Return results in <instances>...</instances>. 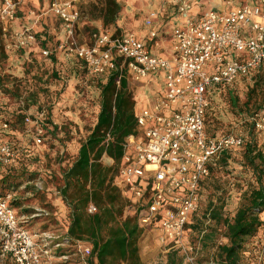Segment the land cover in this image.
Segmentation results:
<instances>
[{
	"label": "built area",
	"instance_id": "built-area-1",
	"mask_svg": "<svg viewBox=\"0 0 264 264\" xmlns=\"http://www.w3.org/2000/svg\"><path fill=\"white\" fill-rule=\"evenodd\" d=\"M27 1L0 0L6 52L19 51L37 42L36 16L22 28L10 29V23L18 19L19 8ZM80 2L47 0L42 13L60 22L65 33L61 46L74 51L89 73H117V83L126 73L139 81L155 73L163 74L162 89L153 101L135 110L136 132L123 143L113 184L121 191L126 206L135 211L141 227L158 228L157 238L163 251L175 249L186 264H193L205 229L193 241L189 225L200 207L201 184L210 175L208 164L218 152L244 143L241 135L212 136L206 132L208 91L215 85L233 84L264 65V0L241 2L222 11L209 7L197 12L194 0H173L180 21L171 30L175 56L170 58L151 52L134 31L116 35L112 29H100L90 33L87 43H78L74 36L83 15ZM156 16L157 12L152 11L144 20L153 38L157 35ZM42 53L48 55L49 50L43 49ZM19 103L22 107L23 102ZM46 119L44 108L24 116L26 132L34 145L46 142ZM252 122L264 152V109L253 116ZM10 124L0 119L2 167L16 165L24 148L11 137L2 136L11 131ZM12 196V192L0 194V263L8 258L12 264H51L53 251L46 242L50 236L27 228L28 219L36 213L21 214L11 206ZM86 211L92 214L97 208L89 203ZM204 220L205 224L211 221L209 212ZM60 243L63 244L56 241L55 246ZM77 246L83 255L90 254V246Z\"/></svg>",
	"mask_w": 264,
	"mask_h": 264
},
{
	"label": "rangeland",
	"instance_id": "rangeland-1",
	"mask_svg": "<svg viewBox=\"0 0 264 264\" xmlns=\"http://www.w3.org/2000/svg\"><path fill=\"white\" fill-rule=\"evenodd\" d=\"M97 1L98 0H81L83 15L78 27L79 30L77 29V33L74 36L78 43H83L84 41L88 42L89 36H87V33L90 34L93 29H112L113 27H118L128 31H144V18H146L150 12H158L165 7H169L172 3L174 4L173 0H118L122 5V9L118 14L115 25L103 27L100 19L92 16L90 14L91 11H89V4L91 2L96 3ZM198 1L201 10L212 7L211 1L213 0ZM26 8L23 15L29 16L30 19L35 16L36 18L38 17L34 29L37 33H41V35L44 32L43 35L45 34L47 37V45L51 47V49L54 48V52L61 50L62 53L64 52L63 56L66 57V59L74 55V51H66L65 47L61 46V43L65 39V33L62 27L57 23L56 17L43 15L42 12L44 9L42 7L39 8L38 3L35 5L31 1H27ZM168 20L169 19H167V21ZM0 43L3 45L4 52V40L2 39ZM1 52L2 50L0 49V53ZM16 52L17 51H9L8 54L4 53L5 59H1L0 55V72L15 74L13 71L20 69L23 71V74L21 73L22 76L19 75L17 77H23V80L24 78L26 80L27 75H30L31 72H28L27 68L23 69L21 67L23 58L17 55L18 53ZM73 58L74 56L72 59ZM68 63L69 65L65 69V72H61L60 68L56 70L54 66H48L40 70L41 72L48 71L47 74L49 75L47 77L51 74V76L57 77L60 81L63 80V84L59 81L50 84L48 83L49 80H47L46 83L39 85L33 81L24 80L18 92L15 93L14 85L17 82L12 83L13 80L9 79L12 87L8 85V90L1 91L3 94H8L6 97H10L12 101L20 97L19 100L23 102V115L34 108H44L51 113L52 107L58 106L65 109V119L67 117L69 123H73V125L76 126L71 128L66 123L65 127L52 130L51 133H48L49 137L46 139L44 145L31 147L35 156H32L33 154L30 156L21 155L19 164L15 166V170L11 172L10 179H8L20 184L8 191L5 190V194L12 192L13 196L11 200L14 198L22 200V205L17 207L21 214L23 213L22 210L25 208L32 207L34 209V213L36 214L28 219L26 226L34 233L45 232V235L50 236V238H46V242L49 244L48 247L51 248V251H53L51 252L53 253L51 264H87L89 255H83L78 250L79 247L77 245H65L64 243H60L55 246L56 241L52 242L53 239L65 233V221L68 219L70 213L69 205L61 194L63 171L73 162V157L78 150L79 142L84 140L95 123L100 103L99 89L97 87L99 83L98 76L89 73L80 62H74V67L70 61H68ZM52 68L54 70L53 73L50 72ZM40 75V78L44 77V80L46 79L45 74L41 73ZM247 86L248 83H241L240 80L234 83L230 88L232 91L231 96L234 97V99L236 95L238 96V104L245 99L244 95ZM68 88L72 90L74 95L70 96V94L69 98L63 99L61 92ZM160 88H162V86ZM43 89L48 91L46 93L47 96L52 92L51 97H47L44 93H41L40 90ZM55 92H59L60 94H55ZM229 96L230 94L227 91L218 92L217 95H215L214 100L210 103L211 118L207 121V128L210 132L214 133H237L246 136L248 135V122L250 118L247 116L241 118V114L239 112L238 114L236 113L229 102ZM26 131L27 129L22 128L20 137L17 135L10 137L12 140L20 141L22 144L28 145L31 139L29 134L26 135ZM17 137H19V139ZM232 154L233 155L228 160L227 166L222 168L218 173L213 174L211 180L206 184L201 209L196 214L197 218L204 220L205 213L209 209L208 205L217 207L223 198L225 213L232 215L243 193L256 184L252 173L242 165L243 159L240 152L236 151ZM111 165H114V162ZM29 186L43 191V195H41V197L39 196L40 198L34 197L31 190L28 189ZM49 216L52 217V220L50 219L46 222L45 217ZM260 216L264 219V212H262ZM43 225H46L47 229L42 230L41 227ZM203 226L206 233L211 230L214 231L213 239L215 243H225L226 238L224 235V226L222 224H215V221L212 219L207 224L204 222ZM80 243L82 247L90 246L84 241ZM138 245L139 253L141 254V259L144 264H168V256H162V248L156 241L153 233L142 230L138 239ZM53 247L54 250L52 249ZM60 248H65L67 250L66 253L58 252L57 249ZM213 252L214 249L211 250L201 247L200 245L198 254L193 260V264L214 263ZM61 255H65V257L62 258ZM241 258L240 264H264V225L259 228L255 235L245 240ZM174 262L175 263L172 264H186L185 259L180 262L176 256Z\"/></svg>",
	"mask_w": 264,
	"mask_h": 264
},
{
	"label": "trees",
	"instance_id": "trees-1",
	"mask_svg": "<svg viewBox=\"0 0 264 264\" xmlns=\"http://www.w3.org/2000/svg\"><path fill=\"white\" fill-rule=\"evenodd\" d=\"M37 2L39 8H46L47 0H37ZM89 6L90 14L100 19L103 27L115 25L122 9L118 0H98L96 3L91 2ZM80 9L82 11L81 2ZM57 23L60 25L58 20ZM93 31H99V29H93ZM43 33L42 35L37 33V42L47 48V37ZM115 34L118 35L119 32L116 30ZM0 41H2L1 25ZM0 49L2 50L1 59H5L2 43H0ZM83 65L85 66L84 63ZM117 76V73H110L99 77L97 87L100 103L96 121L80 143L72 164L62 174L61 194L70 208V222L66 232L54 241L74 246L81 241L88 242L91 250L87 264H144L140 259L137 246L142 230L138 227L133 216H124L127 202L120 196L111 181L112 176L118 170L126 137L136 132L135 108L137 102L128 89L125 76L120 78L119 83H117ZM7 78V75L4 73L1 75L0 72V95L9 88ZM240 80L241 83H248V86L244 95L245 99L238 104V96L236 95L234 99L231 96L230 88ZM234 83L212 86L208 91V99L211 103L218 92H229V102L236 113L239 112L241 118L246 116L250 118L248 135L233 133L241 135L244 139L243 145L218 152L208 166L210 175L218 173L227 166L232 153L238 151L243 159L242 165L252 173L256 184L243 193L232 215L225 213L224 198L217 207L208 205L209 209L206 213L209 212L210 219H213L215 224L224 226L226 238L225 243L219 244L215 243L213 239V230L210 229V232L203 234L200 242L201 247L214 249V263L212 264H240L245 240L255 235L264 225V219L260 216L264 212V152L261 148L258 131L252 122L253 116L264 109V65L239 77ZM210 103L205 113L206 132L212 136L226 134L210 132L207 128V121L211 118ZM22 108H16L11 114H6L4 111L1 112L0 107V119H6L11 124L22 121L25 116ZM2 136L6 138L14 136V134L7 131L2 133ZM31 152L32 149L29 148L27 154ZM103 154L112 157L114 165L104 166L100 162ZM17 160H20V156ZM15 166H0V194H5V190L8 191L20 184L8 180L11 172L15 170ZM28 189L31 190L34 197H41L44 193L33 186H29ZM89 203L96 206L95 213L90 214L86 211ZM10 204L17 208L22 205V200L14 198ZM22 212L32 214L35 211L32 207H28ZM50 219L52 220L51 216L45 217L46 222ZM203 224L204 220L194 215L193 222L189 225L190 239L195 240L197 233L203 229ZM46 225H43L41 229H47ZM66 251L65 248L58 250L63 253ZM167 256L168 264L175 263V256L180 262L183 260L182 255L175 249L170 250ZM0 264H12V262L7 258Z\"/></svg>",
	"mask_w": 264,
	"mask_h": 264
},
{
	"label": "crops",
	"instance_id": "crops-1",
	"mask_svg": "<svg viewBox=\"0 0 264 264\" xmlns=\"http://www.w3.org/2000/svg\"><path fill=\"white\" fill-rule=\"evenodd\" d=\"M32 2L33 4L36 5L37 0H29V2ZM233 0L231 3H228L227 0H213L211 1L212 3V7L215 8L218 11H222V10H226L229 7H231L232 5H236L239 4L241 2H249V3H255L256 0ZM199 1L198 0H194V11H198L201 10L199 7ZM26 2L19 8L18 10V19L16 21H13L10 23V29L12 30H16V29H20L23 26H25L26 24H28L30 22V17L29 16H24L23 13L25 12L24 10H26ZM204 10V9H203ZM145 19V18H144ZM167 19H169L167 21ZM166 21V22H165ZM180 21V17L177 13L176 10V6L175 4H171L169 7H165L163 8L161 11L157 12V16L155 18V23H154V29L156 30V37H150L149 33H148V29L145 26V30L144 31H139V30H134V32L136 33L137 37L141 40L146 42L149 47L151 52L156 53V54H161L163 56L166 57H173L175 56V52H174V48H173V43H174V39L171 36V30L173 29L174 26H176ZM144 25V24H143ZM79 30V29H78ZM100 30V29H99ZM112 30L115 32L116 30L120 33V34H124L126 32H129L128 30H124V29H120L118 27H113ZM81 31V30H80ZM93 30H91L92 32ZM90 34L87 33V36H89ZM2 39H3V35H2ZM4 40V39H3ZM83 43H87L86 41H84ZM62 48V47H60ZM43 49H48L49 50V54L48 55H44L42 53ZM54 48L51 49V47H49L47 45L46 47L41 46L39 43L36 42V44L28 46L24 49H21L19 51H17L16 53H18L17 55H19L21 58H23L21 67L24 69H28V72L30 71L31 74L27 75V81H33L34 83H38L39 85L42 83H46L47 80L48 83L50 84H54L56 82H61L62 84L64 83L63 80H59L57 79V77H53L50 76L47 77L49 74L48 71L46 72H41L40 70H42L43 68H47L48 66L50 67H56V70L60 68L61 72H65V69L67 68V66L69 65L68 61L71 62V64L73 65L74 62H80L83 65V61L78 59L75 54L70 56L68 59H66V57L63 56V53L61 50H58L56 52H54ZM65 50L67 51V49L65 48ZM13 52V51H11ZM5 54H8L9 52L4 51ZM67 54V53H66ZM74 56V60L72 59V57ZM77 64V63H75ZM84 66V65H83ZM74 67V65H73ZM85 67V66H84ZM19 68V67H18ZM22 69V70H23ZM78 70V69H77ZM15 74H5L8 76V85H10L9 79L13 80L12 83L17 82L14 85V92L17 93L20 86L22 85V82L25 80H23V77H17L19 75L22 76L23 71H21L20 69H16L15 71H13ZM51 73L54 72L53 68L50 70ZM22 73V74H21ZM35 73V75H34ZM45 74V80L44 77L40 78V74ZM38 74V75H37ZM1 75H3V72H1ZM125 78L127 80V86L128 89L131 91L132 95H133V99L137 102L136 108L138 106H146L149 105L154 97L158 94V92L162 89L160 88L161 86H163V74L162 73H155L150 75V77H148L147 79L144 80H135L132 76L131 73H126ZM39 77V78H38ZM101 76H98V78ZM25 80V81H26ZM131 80V81H129ZM20 82V83H18ZM131 83V86H130ZM161 85V86H160ZM10 87H12V85H10ZM41 93H44L45 96H47V90H40ZM59 92H55V94H57ZM60 94V93H59ZM71 94V95H70ZM8 94H3L2 93V97L0 96V107L2 109L1 112H5L6 114H11L12 111H15L16 108H20V97L17 100H10V97H6ZM52 92L47 96V97H51ZM73 96L74 93H72V90L70 88H68L67 90L65 89V91L63 90V92H61V96L63 99L69 98L70 96ZM135 108V110H136ZM38 108H34V109H30L29 112L26 113H32L35 114ZM99 110V109H98ZM64 108H60V107H52V111L51 113H49L47 111V119H46V123H47V129L48 131L51 133L52 130L60 128V127H65L66 123L68 124L69 127H76L75 125H73V123H69L67 117L65 119L64 117ZM98 113V112H97ZM10 128L11 134H14V136H21L22 133V128L27 129V126L25 124V122L22 121H18V122H14L12 124H10ZM19 134V135H18ZM29 133L27 132L26 135H28ZM219 134V133H217ZM220 135V134H219ZM217 136V135H216ZM19 137H17L19 139ZM49 137V135H48ZM47 137V138H48ZM85 139V138H84ZM83 141V140H82ZM79 142V146L80 143ZM20 141H16L17 145L19 144L21 149L22 147L23 150L21 151L20 155H26V156H30L31 154H33V152H31L30 154H27L29 148L31 149V147L37 146L34 145L31 141L29 142L28 145H24ZM64 151V150H61ZM60 151V152H61ZM77 154V152H76ZM73 157V160L76 157ZM18 156V157H19ZM32 156H35V154H33ZM20 161L17 160L16 165L19 164ZM100 162L104 165V166H111V164L114 162L113 158L103 154L102 157L100 158ZM110 162V163H109ZM121 163V160H120ZM72 164V163H71ZM70 164V165H71ZM69 165V166H70ZM120 165V164H119ZM117 173V172H116ZM116 174H114L112 176V185L117 189L118 193L120 194V196L125 200V198L123 197V195L121 194V191L113 184V179L115 177ZM212 175H210L209 177H207L201 184V202H200V207L199 210L201 209V203L203 201V194L204 191L206 189V184L209 182V180H211ZM126 201V200H125ZM127 207V206H126ZM124 209V216L128 215V216H133L135 218V221L138 225L139 228H141V230L143 231H147V232H151L153 233L156 241L158 242V228L156 226H150V227H141L138 223V219H137V215L135 213V211L133 209H129L128 207ZM198 210V211H199ZM66 222V229L69 225L70 222V218L68 217V219L65 221ZM66 232V231H65ZM142 232V231H141ZM141 235V234H140ZM140 237V236H139ZM139 239V238H138ZM88 243V242H86ZM66 245V243H64ZM89 244V243H88ZM158 244L160 245V243L158 242ZM90 245V244H89ZM137 246H138V253H139V245H138V241H137ZM161 246V245H160ZM91 247V246H90ZM162 248V246H161ZM54 250V247L52 248ZM61 249V248H60ZM59 250V249H57ZM162 252V256L166 257L168 252H164L163 249L161 250ZM63 253V252H62ZM140 259H141V254L139 253ZM142 261V259H141ZM143 262V261H142Z\"/></svg>",
	"mask_w": 264,
	"mask_h": 264
}]
</instances>
